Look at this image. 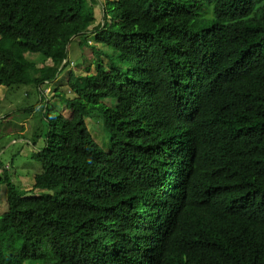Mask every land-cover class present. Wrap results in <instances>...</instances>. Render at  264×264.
I'll list each match as a JSON object with an SVG mask.
<instances>
[{
	"label": "trees",
	"instance_id": "obj_1",
	"mask_svg": "<svg viewBox=\"0 0 264 264\" xmlns=\"http://www.w3.org/2000/svg\"><path fill=\"white\" fill-rule=\"evenodd\" d=\"M1 85L45 129L0 264H264V0H0Z\"/></svg>",
	"mask_w": 264,
	"mask_h": 264
},
{
	"label": "rangeland",
	"instance_id": "obj_2",
	"mask_svg": "<svg viewBox=\"0 0 264 264\" xmlns=\"http://www.w3.org/2000/svg\"><path fill=\"white\" fill-rule=\"evenodd\" d=\"M96 20L101 19L100 7L96 6ZM94 39H91V42ZM30 59L36 60L39 58L37 53H26ZM88 57V56H87ZM88 59H90L88 57ZM106 59L104 58V62ZM42 62L37 60V65L42 66ZM92 69L94 68L91 65ZM91 69V70H92ZM68 69L58 75V77L51 83L44 86V91L48 96L51 104L59 111L69 116L71 113L70 109H67L64 104L60 103L56 97H52L55 87L62 88L66 85L68 78ZM78 72H83V69H79ZM31 86L21 87L20 89L11 90L5 85L0 86V158L12 170L13 180L21 188L26 190L27 196L38 195V190L32 188L34 184V176L39 171L38 162L31 159L28 155L30 151L34 150L33 142L31 137L36 127L37 131L44 130V126H39L40 114V103L31 113H28L25 109L30 108L34 103L36 104L39 96L35 97L33 94L31 98H27V92L33 93ZM27 91V92H26ZM31 95V94H30ZM30 95L28 97H30ZM41 102V101H40ZM11 114L12 116L5 117ZM37 121V122H36ZM86 122L90 132L92 133L95 140H97L104 149H108L109 140L104 137L102 133L101 120L97 116L86 118ZM44 145L43 138H41L36 147ZM13 160V164L9 162ZM2 169L0 175H2ZM0 191V212L3 211L4 203L6 202V189L4 184Z\"/></svg>",
	"mask_w": 264,
	"mask_h": 264
}]
</instances>
